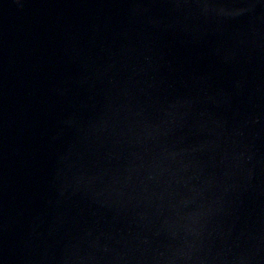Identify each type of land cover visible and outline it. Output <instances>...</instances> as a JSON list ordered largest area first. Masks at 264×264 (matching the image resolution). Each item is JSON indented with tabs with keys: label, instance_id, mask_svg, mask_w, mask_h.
Here are the masks:
<instances>
[{
	"label": "water",
	"instance_id": "95a60500",
	"mask_svg": "<svg viewBox=\"0 0 264 264\" xmlns=\"http://www.w3.org/2000/svg\"><path fill=\"white\" fill-rule=\"evenodd\" d=\"M0 264H264V0H0Z\"/></svg>",
	"mask_w": 264,
	"mask_h": 264
}]
</instances>
